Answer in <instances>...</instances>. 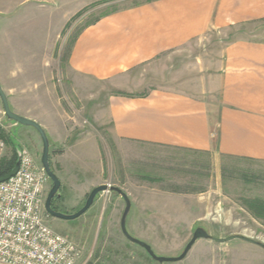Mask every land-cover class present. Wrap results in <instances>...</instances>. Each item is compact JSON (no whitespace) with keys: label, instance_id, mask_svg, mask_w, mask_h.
Returning a JSON list of instances; mask_svg holds the SVG:
<instances>
[{"label":"rangeland","instance_id":"rangeland-1","mask_svg":"<svg viewBox=\"0 0 264 264\" xmlns=\"http://www.w3.org/2000/svg\"><path fill=\"white\" fill-rule=\"evenodd\" d=\"M137 1L141 0H100L86 6L71 18L53 46L59 30L48 23L59 24L61 17L59 12L49 13L50 4L40 7L35 0H0L4 10L0 14V84L11 110L42 122L57 111L70 129L69 147L64 152L53 148L49 153L50 168L60 180L55 211L76 212L93 187L107 183L121 188L131 201L128 232L148 243L157 255L178 256L197 227L216 237L238 233L264 243V219L247 207L249 200L264 202L263 161L114 141L107 128L96 123L100 100L109 92L108 83L72 73L67 67L68 50L81 26ZM228 32L227 36L207 34L178 51L162 54L136 67L134 78L143 83V91L176 84L180 79L199 80L202 71L197 66L204 67L211 50L218 52L234 39L264 40V20ZM46 74L51 76L49 81ZM38 83L54 89L32 92L30 87ZM0 144V157L9 158L14 147L25 148L40 162L39 134L33 127L8 120L1 101ZM51 186L49 178L45 198ZM124 206L120 195L105 191L76 219H59L47 212L44 219L79 248L76 264H264V249L258 245L203 238L184 259L159 263L123 235L120 218Z\"/></svg>","mask_w":264,"mask_h":264},{"label":"crops","instance_id":"crops-1","mask_svg":"<svg viewBox=\"0 0 264 264\" xmlns=\"http://www.w3.org/2000/svg\"><path fill=\"white\" fill-rule=\"evenodd\" d=\"M96 1L35 0L40 7L50 4L49 13L60 14L59 24L48 23L59 30L53 46L71 18ZM262 20L264 0H141L81 26L68 50L67 67L108 83L95 121L114 141L264 162V40L234 39L218 52L211 50L204 67L197 66L199 80L180 79L143 91L133 74L136 67L207 34L227 36L232 28ZM45 76L49 81L51 76ZM30 89L49 92L54 86L38 83ZM51 114L43 122L34 120L49 138V153L53 148L64 152L70 129L59 112Z\"/></svg>","mask_w":264,"mask_h":264},{"label":"built area","instance_id":"built-area-1","mask_svg":"<svg viewBox=\"0 0 264 264\" xmlns=\"http://www.w3.org/2000/svg\"><path fill=\"white\" fill-rule=\"evenodd\" d=\"M48 179L21 148L17 172L0 182V264H76L79 248L44 219Z\"/></svg>","mask_w":264,"mask_h":264},{"label":"water","instance_id":"water-1","mask_svg":"<svg viewBox=\"0 0 264 264\" xmlns=\"http://www.w3.org/2000/svg\"><path fill=\"white\" fill-rule=\"evenodd\" d=\"M0 101H1V105H2V109H3V113L6 116V118L8 120L14 121L15 123H18L22 126H29V127H33L37 133L39 134L40 138H41V142H42V153H41V157H40V163L43 167V169L45 170L46 174L48 175V177L50 178V180L52 181V186L45 198L44 201V208L45 211L50 214L53 217L59 218V219H64V220H73L78 218L79 216H81L82 214H84L93 204L96 196L98 193L100 192H115L116 194L120 195L122 197V199L124 200L125 206L123 209V212L121 214V218H120V228L121 231L123 233V235L131 242L139 245L140 247L144 248V250L147 252V254L155 261L159 262V263H163V262H175V261H180L182 259H184L187 255V253L189 252V250L192 248V246L195 244V242L198 239H209L212 240L214 242L217 243H227L233 240H241V241H245L248 243H252L255 245H258L260 247H262L264 249V243L261 241H258L254 238H251L249 236L243 235V234H230L228 236L225 237H216L211 235L209 232H207L204 228L202 227H197L193 233L192 236L190 238V240L186 243L184 249L182 250V252L178 255V256H160L157 255L151 248V246L132 236L126 227V220H127V216L130 212L131 209V201L128 197V195L119 187L111 185V184H100L95 186L88 194L85 203L83 204V206L77 210L74 213H70V214H65V213H61L59 211H55L54 209H52L51 207V202L52 199L55 197V195L58 193V190L60 188V180L57 178V176L54 174V172L51 170L50 165H49V138L44 130V128L34 119H31L29 117L20 115L14 111L11 110L10 105H9V101H8V97L4 91V89L2 88L1 84H0ZM19 161H20V149L17 150V160L15 165L13 166V168L4 176L0 177V182L1 181H5L7 179H9L11 176H13L19 167ZM58 196H60V194L58 193Z\"/></svg>","mask_w":264,"mask_h":264},{"label":"trees","instance_id":"trees-1","mask_svg":"<svg viewBox=\"0 0 264 264\" xmlns=\"http://www.w3.org/2000/svg\"><path fill=\"white\" fill-rule=\"evenodd\" d=\"M17 160V150L14 147L13 154L9 157H0V177L7 174L15 165ZM247 207L250 209L252 214L256 217L264 219V202L259 200H249Z\"/></svg>","mask_w":264,"mask_h":264},{"label":"flooded vegetation","instance_id":"flooded-vegetation-1","mask_svg":"<svg viewBox=\"0 0 264 264\" xmlns=\"http://www.w3.org/2000/svg\"><path fill=\"white\" fill-rule=\"evenodd\" d=\"M54 199H55V197L52 199V202H51V207H52V209H54ZM55 210V209H54ZM46 212V211H45Z\"/></svg>","mask_w":264,"mask_h":264}]
</instances>
